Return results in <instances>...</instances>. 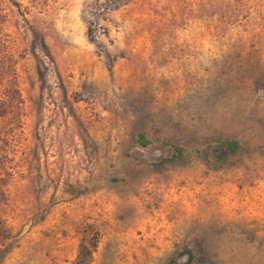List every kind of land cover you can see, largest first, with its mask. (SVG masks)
I'll use <instances>...</instances> for the list:
<instances>
[{
	"label": "rangeland",
	"instance_id": "rangeland-1",
	"mask_svg": "<svg viewBox=\"0 0 264 264\" xmlns=\"http://www.w3.org/2000/svg\"><path fill=\"white\" fill-rule=\"evenodd\" d=\"M89 227L91 264H264V0H0V264Z\"/></svg>",
	"mask_w": 264,
	"mask_h": 264
},
{
	"label": "trees",
	"instance_id": "trees-1",
	"mask_svg": "<svg viewBox=\"0 0 264 264\" xmlns=\"http://www.w3.org/2000/svg\"><path fill=\"white\" fill-rule=\"evenodd\" d=\"M13 100L14 97H12V101ZM134 143L144 148L148 147L151 144V142L146 139V136L144 134H138ZM238 149L239 145L236 141H226L221 142L216 150L220 152L219 157L221 159H227L229 156L236 154ZM184 158L185 150L179 146H173V152L171 156L160 160L158 163L163 165L175 161H180ZM99 239L100 233L93 227H89L80 243L79 251L73 264H91L93 255L98 247Z\"/></svg>",
	"mask_w": 264,
	"mask_h": 264
},
{
	"label": "bare ground",
	"instance_id": "bare-ground-1",
	"mask_svg": "<svg viewBox=\"0 0 264 264\" xmlns=\"http://www.w3.org/2000/svg\"><path fill=\"white\" fill-rule=\"evenodd\" d=\"M196 183V182H195ZM190 191V190H189ZM186 192V191H185ZM187 195V194H186ZM196 196V195H195ZM189 199V198H188ZM186 201V200H185ZM184 201V202H185ZM193 201V200H192ZM174 202V201H173ZM175 202H176V200H175ZM186 203H188V201L186 202ZM209 203H211V202H209ZM214 203V202H213ZM177 204V203H176ZM179 204H180V202H179ZM182 204V203H181ZM178 205V204H177ZM193 209L197 212V211H199L198 209L199 208H201L202 207V205H204L205 207L207 206V204H206V201H205V199L203 198V197H201V199L200 200H196V201H194V203H193ZM212 205H214V207L216 206L215 204H212ZM170 206V205H169ZM168 206V207H169ZM190 206V205H189ZM203 206V207H204ZM204 207V208H205ZM173 208V207H172ZM212 208V207H211ZM189 209V208H188ZM210 209V208H209ZM225 209V208H224ZM208 211V210H207ZM215 211V210H214ZM211 213H212V210H211ZM215 213V212H214ZM198 215V214H197ZM201 215H203L204 216V212H203V214H201Z\"/></svg>",
	"mask_w": 264,
	"mask_h": 264
}]
</instances>
